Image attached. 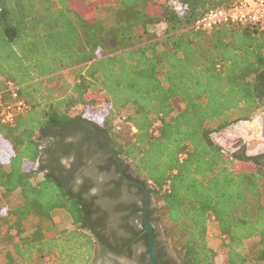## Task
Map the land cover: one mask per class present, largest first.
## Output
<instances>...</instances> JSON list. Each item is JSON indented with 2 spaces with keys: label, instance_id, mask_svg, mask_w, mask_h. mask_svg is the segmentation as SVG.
<instances>
[{
  "label": "trees",
  "instance_id": "trees-1",
  "mask_svg": "<svg viewBox=\"0 0 264 264\" xmlns=\"http://www.w3.org/2000/svg\"><path fill=\"white\" fill-rule=\"evenodd\" d=\"M171 1L0 0V90L14 82L29 106L13 124L0 122V198L22 197L1 215L0 243L13 242L16 254L6 264L95 263L102 236L87 222L88 188L67 192L42 164L66 151L58 130L85 124L101 147L119 153L129 179L149 187L164 241L158 264H219L211 226L220 264H264V153L230 154L215 141L264 107V29L198 31L204 14L239 0H174L180 9ZM151 27L162 36L153 40ZM99 101L106 103L102 122L72 115ZM119 127L130 136L118 135ZM107 163L120 172L114 153ZM58 209L69 213L72 229L38 225L25 235L29 217L51 221Z\"/></svg>",
  "mask_w": 264,
  "mask_h": 264
},
{
  "label": "flooded vegetation",
  "instance_id": "flooded-vegetation-1",
  "mask_svg": "<svg viewBox=\"0 0 264 264\" xmlns=\"http://www.w3.org/2000/svg\"><path fill=\"white\" fill-rule=\"evenodd\" d=\"M57 133L56 141L60 145L64 144L66 151L58 149L52 159L42 164L48 171L56 172L67 192L78 194L80 186L88 188L83 195L92 210L87 222L94 223L102 236L96 262L100 257L110 254L131 260L134 264H151L148 224L155 238L157 261V251L161 249L162 243L164 245V241L159 236L160 226L153 212L149 187L129 179L117 160L119 173L115 166L108 167L107 161L113 154L110 149L113 148L101 147V138L95 136L92 128L86 124L81 130L63 129ZM90 135L93 137V145L87 146ZM118 178H123L119 186L113 182V179ZM58 210L68 213L64 209ZM167 256L168 252L165 251L163 260Z\"/></svg>",
  "mask_w": 264,
  "mask_h": 264
},
{
  "label": "rangeland",
  "instance_id": "rangeland-1",
  "mask_svg": "<svg viewBox=\"0 0 264 264\" xmlns=\"http://www.w3.org/2000/svg\"><path fill=\"white\" fill-rule=\"evenodd\" d=\"M89 2L94 0H87ZM115 0L110 2L115 5ZM97 15V14H96ZM100 18L106 23L110 24L112 22V17L107 14H99ZM151 34L153 35V40L158 39L162 36V29L160 27H151ZM103 99L102 97L100 98ZM84 114L87 116L89 121H99L105 118L107 114L106 103L104 101H99L97 104L92 106H78L72 111L73 116ZM251 125L240 122L225 131L219 133L215 137V141L222 145L224 150L230 154H245L247 156H254L261 154L264 151V107L254 115L251 121ZM117 130V131H116ZM113 130V133L118 132V135L127 136L129 132L124 127H119ZM116 131V132H115ZM136 132V131H134ZM258 138H256V137ZM43 175V174H42ZM42 175L40 178H42ZM22 203V197L19 192H15L11 195H3L0 198V235L4 233L7 226L1 220V215H6L10 210L20 206ZM38 225H42L47 228L48 231L59 233L62 230H70L73 228L71 216L63 210H55L52 215L51 221H46L36 216H31L24 223L25 235H30L34 228ZM210 227V226H209ZM212 242L211 245L219 252V257L217 259L218 263L224 261V255L220 249V239L215 235V229L213 226L209 228ZM173 232V231H172ZM173 234V233H172ZM178 232L174 231V236L177 237ZM170 243H173V239H169ZM12 254L16 257L15 248L13 242H2L0 243V264H6L8 261V254ZM45 259L42 264H50Z\"/></svg>",
  "mask_w": 264,
  "mask_h": 264
},
{
  "label": "built area",
  "instance_id": "built-area-1",
  "mask_svg": "<svg viewBox=\"0 0 264 264\" xmlns=\"http://www.w3.org/2000/svg\"><path fill=\"white\" fill-rule=\"evenodd\" d=\"M170 4L180 9L176 1ZM225 24H241L259 26L264 29V0H239L230 8H217L208 11L197 20L194 28L198 31H210ZM20 86L12 81L6 83L5 88L0 90V122L13 124L17 115L26 112L29 106L21 98ZM161 117L155 120L152 131L158 135V127ZM133 131H136L133 128ZM186 154L180 155L184 159Z\"/></svg>",
  "mask_w": 264,
  "mask_h": 264
},
{
  "label": "water",
  "instance_id": "water-1",
  "mask_svg": "<svg viewBox=\"0 0 264 264\" xmlns=\"http://www.w3.org/2000/svg\"><path fill=\"white\" fill-rule=\"evenodd\" d=\"M110 152L114 153L116 160L120 162L119 153L116 152L114 149H110ZM147 232L150 235V262L151 264H158L156 261L155 238L152 228L149 224L147 225ZM107 262L108 264H134V262L131 260L122 257H116L110 254L106 257H100L94 264H107Z\"/></svg>",
  "mask_w": 264,
  "mask_h": 264
},
{
  "label": "crops",
  "instance_id": "crops-1",
  "mask_svg": "<svg viewBox=\"0 0 264 264\" xmlns=\"http://www.w3.org/2000/svg\"><path fill=\"white\" fill-rule=\"evenodd\" d=\"M243 123H246L247 125H251L252 123L251 122H243ZM264 134V132H263ZM256 137V136H255ZM257 138V137H256ZM258 139V138H257ZM261 153H264V151H262Z\"/></svg>",
  "mask_w": 264,
  "mask_h": 264
}]
</instances>
